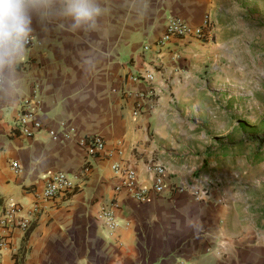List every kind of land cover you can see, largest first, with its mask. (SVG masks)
I'll return each instance as SVG.
<instances>
[{"label":"crops","instance_id":"0c3cea01","mask_svg":"<svg viewBox=\"0 0 264 264\" xmlns=\"http://www.w3.org/2000/svg\"><path fill=\"white\" fill-rule=\"evenodd\" d=\"M100 3L104 15L93 31L73 32L55 18L34 24L27 59L11 77L5 72L0 214L14 205L29 228H0V264H264V181L247 180L241 164L215 146L197 150L176 124V108L185 107L188 120L190 108L208 106L200 75L213 70L209 62L222 63L214 80H227L223 60L238 58L240 42L262 41L247 21L262 0ZM205 15V40L172 38L157 46L168 18L199 26ZM144 71L154 74L151 86L130 81ZM33 94L42 130L27 137L15 122ZM96 135L104 150L87 156L78 140ZM206 136L201 131L198 138ZM154 165L166 169L160 194L151 191ZM124 169L149 190L145 202L122 186ZM59 171L75 189L44 199L46 179ZM102 207L114 214L115 228L98 218Z\"/></svg>","mask_w":264,"mask_h":264},{"label":"rangeland","instance_id":"374dc122","mask_svg":"<svg viewBox=\"0 0 264 264\" xmlns=\"http://www.w3.org/2000/svg\"><path fill=\"white\" fill-rule=\"evenodd\" d=\"M247 21L250 33L258 36L261 32L262 41L256 38V41L240 42L238 58L223 60L221 75L227 80L216 82L214 78L220 75L218 67L222 63L209 62L207 68L213 70L200 75L202 81L206 80L209 98L204 100L208 106L197 111L190 108L191 131H187L188 120L182 119L186 108L182 111L176 108V113L181 115L176 124L184 135L190 134L197 150L205 152L215 146L214 151L223 150L231 162L237 160L241 164L247 180L264 181V0L261 10L251 9L247 13ZM236 77L240 78L239 83ZM201 131L206 132V138H198Z\"/></svg>","mask_w":264,"mask_h":264},{"label":"built area","instance_id":"2783aa9c","mask_svg":"<svg viewBox=\"0 0 264 264\" xmlns=\"http://www.w3.org/2000/svg\"><path fill=\"white\" fill-rule=\"evenodd\" d=\"M209 25V17L205 15L199 26H190L185 20L180 17H170L165 22L164 30L158 38L157 46H163L167 41L172 38H194L197 40H205L206 29ZM33 44L31 42L27 47ZM148 46L145 45L144 49ZM133 83H141L148 86L154 81V74L144 71L138 74L131 75L129 77ZM2 87V80H0V89ZM151 94V89L149 90ZM139 95H142L141 93ZM35 95L22 100L18 118L15 122V128L20 134L27 137H32L34 132L42 130L41 123L35 119ZM137 111L135 112V114ZM31 127V128H30ZM49 135L55 139L57 134L53 131H49ZM65 137L67 135L65 134ZM79 144L84 147L87 156L99 155L104 150V142L100 136H90L87 138H80ZM12 169L17 172L19 165L17 162H11ZM152 172V185L151 191L155 194H160L166 187V169L162 165H154L151 167ZM122 186L128 191V194L135 201L145 202L148 199V189L142 187L138 181L134 170L124 169L122 171ZM75 184L72 179L64 172H55L46 179L42 196L44 199H53L57 196H66L73 192ZM197 194V192H195ZM115 205V204H113ZM17 209L14 205L8 207L3 213L0 214V228L9 230L11 228H18L21 231H26L29 228V220L25 217H19L16 215ZM98 218L104 222L109 228H115L118 225L114 214L109 208L102 207L99 210ZM5 235L0 236V248L6 244ZM174 264H184L182 261H176Z\"/></svg>","mask_w":264,"mask_h":264},{"label":"clouds","instance_id":"9594fccd","mask_svg":"<svg viewBox=\"0 0 264 264\" xmlns=\"http://www.w3.org/2000/svg\"><path fill=\"white\" fill-rule=\"evenodd\" d=\"M103 15L100 0H0V80L27 59L34 24L55 18L73 32H87Z\"/></svg>","mask_w":264,"mask_h":264}]
</instances>
